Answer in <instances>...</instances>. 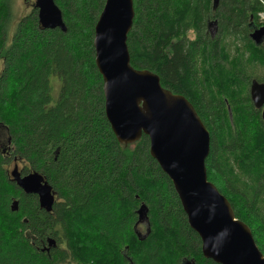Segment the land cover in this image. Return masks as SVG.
Wrapping results in <instances>:
<instances>
[{
  "label": "trees",
  "instance_id": "trees-1",
  "mask_svg": "<svg viewBox=\"0 0 264 264\" xmlns=\"http://www.w3.org/2000/svg\"><path fill=\"white\" fill-rule=\"evenodd\" d=\"M106 1L54 0L65 32L43 29L33 6L10 33L13 0H0V264H215L149 138L122 145L107 121L93 47ZM133 4L131 66L193 105L210 134L208 179L264 255V120L250 95L264 84V44L250 37L264 0ZM12 164L44 177L52 212L17 187Z\"/></svg>",
  "mask_w": 264,
  "mask_h": 264
},
{
  "label": "water",
  "instance_id": "water-1",
  "mask_svg": "<svg viewBox=\"0 0 264 264\" xmlns=\"http://www.w3.org/2000/svg\"><path fill=\"white\" fill-rule=\"evenodd\" d=\"M34 8L43 29L66 31L54 0H36ZM134 17L133 0H107L95 26V62L103 78L106 118L116 140L131 145L143 135L149 138L150 155L171 180L205 259L215 264H264L250 228L235 217L230 202L208 179L210 134L193 105L163 88L154 73L131 66L127 39ZM250 37L257 46L263 45L264 27L254 29ZM250 95L257 109L264 108V84L254 81ZM11 177L25 194L38 197L42 210L52 212L56 195L40 173L23 175L15 166ZM12 210H17V202ZM147 212L142 205L139 223H147ZM51 247L53 240L47 250Z\"/></svg>",
  "mask_w": 264,
  "mask_h": 264
},
{
  "label": "rangeland",
  "instance_id": "rangeland-1",
  "mask_svg": "<svg viewBox=\"0 0 264 264\" xmlns=\"http://www.w3.org/2000/svg\"><path fill=\"white\" fill-rule=\"evenodd\" d=\"M36 0H13V22L10 25V33L13 32L14 28L16 27L17 23L24 17L30 14L32 11V7L34 6ZM259 22H263L262 17H264V13H262ZM264 24V23H263ZM191 38L194 36L191 35ZM6 136V135H5ZM24 164H18V168L22 169ZM14 168V164L10 166V171ZM139 231L142 235L146 232V224L143 223L139 226ZM71 264V263H65ZM74 264V263H73ZM172 264V263H171Z\"/></svg>",
  "mask_w": 264,
  "mask_h": 264
},
{
  "label": "bare ground",
  "instance_id": "bare-ground-1",
  "mask_svg": "<svg viewBox=\"0 0 264 264\" xmlns=\"http://www.w3.org/2000/svg\"><path fill=\"white\" fill-rule=\"evenodd\" d=\"M264 13V12H263ZM262 14V13H261ZM260 18H261V16L259 17V20H260ZM262 20H264V17H262ZM260 23H264V21L263 22H260Z\"/></svg>",
  "mask_w": 264,
  "mask_h": 264
},
{
  "label": "flooded vegetation",
  "instance_id": "flooded-vegetation-1",
  "mask_svg": "<svg viewBox=\"0 0 264 264\" xmlns=\"http://www.w3.org/2000/svg\"><path fill=\"white\" fill-rule=\"evenodd\" d=\"M264 27V26H263ZM260 112H261V115H262V111L264 110V108H262V109H258Z\"/></svg>",
  "mask_w": 264,
  "mask_h": 264
}]
</instances>
